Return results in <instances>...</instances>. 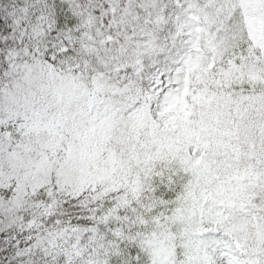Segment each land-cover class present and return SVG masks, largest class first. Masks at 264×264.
Instances as JSON below:
<instances>
[{
    "label": "snow or ice",
    "instance_id": "obj_1",
    "mask_svg": "<svg viewBox=\"0 0 264 264\" xmlns=\"http://www.w3.org/2000/svg\"><path fill=\"white\" fill-rule=\"evenodd\" d=\"M0 264H264V0H0Z\"/></svg>",
    "mask_w": 264,
    "mask_h": 264
}]
</instances>
